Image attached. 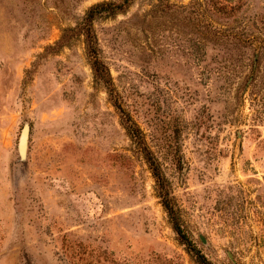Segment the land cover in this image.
Segmentation results:
<instances>
[{
	"label": "rangeland",
	"instance_id": "374dc122",
	"mask_svg": "<svg viewBox=\"0 0 264 264\" xmlns=\"http://www.w3.org/2000/svg\"><path fill=\"white\" fill-rule=\"evenodd\" d=\"M105 2L0 0V264H197L83 38L62 45ZM93 30L196 251L264 264V0H129Z\"/></svg>",
	"mask_w": 264,
	"mask_h": 264
},
{
	"label": "trees",
	"instance_id": "16d2710c",
	"mask_svg": "<svg viewBox=\"0 0 264 264\" xmlns=\"http://www.w3.org/2000/svg\"><path fill=\"white\" fill-rule=\"evenodd\" d=\"M128 1L129 0H125V2L123 3L124 5H115L113 3L106 2L94 5L87 11L75 30H68L63 32L61 42L62 45H66L69 42L68 40H70L71 38V36H68V33L73 32H75L77 36L83 38L85 51L89 58L90 67L93 72L94 82L106 89L109 97L111 98V101L113 102L114 107L121 114V124L128 138L141 150V153L144 156L155 180L158 196L161 200L162 207L168 216L173 232L178 236L180 242L188 248L189 252L194 255L197 264H210L199 252L196 251L192 242L185 235L180 224V219L176 210L175 203L169 194L164 177L162 176L157 163H155L150 153L145 149L140 130L121 110V107L117 99L115 98L114 91L111 87V78L108 69L99 58V49L97 39L93 30V22L98 18H101L102 16H113L122 12L125 6L128 4Z\"/></svg>",
	"mask_w": 264,
	"mask_h": 264
},
{
	"label": "water",
	"instance_id": "95a60500",
	"mask_svg": "<svg viewBox=\"0 0 264 264\" xmlns=\"http://www.w3.org/2000/svg\"><path fill=\"white\" fill-rule=\"evenodd\" d=\"M28 136H29V129L27 126H25L22 131V135H21L20 142H19V154H20L21 160H24L26 156Z\"/></svg>",
	"mask_w": 264,
	"mask_h": 264
}]
</instances>
